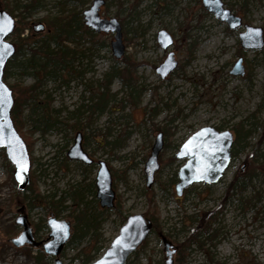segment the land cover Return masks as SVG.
<instances>
[{
	"label": "rangeland",
	"instance_id": "1",
	"mask_svg": "<svg viewBox=\"0 0 264 264\" xmlns=\"http://www.w3.org/2000/svg\"><path fill=\"white\" fill-rule=\"evenodd\" d=\"M28 1L1 0L0 7L14 15L20 10L10 9ZM105 1L101 17H115L123 26L126 52L122 58L113 55V33L86 32L82 12L93 0H42L44 6L28 18L33 24H48L51 18L80 13L81 42L64 43L76 51L75 58L56 79L43 73L38 77L25 74L14 65L21 57L17 60L14 56L6 67L4 80L10 87L42 81L36 89L37 101L48 106L53 119L67 125L60 124V130L47 133H30L31 122L23 127L31 142L34 184L45 197L38 198L34 206L23 201L24 194H30L27 189L31 183L24 191L18 188L14 171L9 170V161L0 149V264L54 263L55 257L42 248L28 244L16 246L12 242L24 229L16 223L19 215L27 216L34 238L40 241L50 233L47 225L50 215L71 221L73 234L79 236L81 226L77 218L86 214L95 221V231L76 238L61 254L63 264H82L81 258L90 250L98 257L105 252L129 216L144 214L151 218L153 208L148 199L152 195L159 212V227L129 257L127 264H164L160 233L179 247L175 255L178 264L180 244L191 235V228L197 226L191 227L187 216L218 210V220L213 225L215 245L207 244L205 248L209 251L192 245L185 264H212L209 253L214 264H264V171L259 169V175L251 177V162L259 160L257 165H261L264 161V48L243 49L239 33L245 28L230 29L227 23L208 12L201 0ZM223 1L243 18V24L264 28V0ZM18 20L16 17V23ZM161 29L175 39L167 50L157 42ZM33 33L35 39H42L47 31L36 32L31 28L22 37ZM9 40L17 46V33L13 32ZM51 47L54 49L55 45ZM169 51L175 53L178 67L162 79L156 67ZM126 56L140 63L132 71L141 92L138 104H134L130 89L124 85L131 76L123 62ZM239 58L244 60L245 76L230 73ZM115 66L121 75L107 84V76ZM104 92L110 93L113 100L102 112L95 104ZM80 108L82 113L76 117L73 112ZM24 113L27 117L29 112ZM239 122L250 132L246 140L234 145L233 153L235 149L238 152L233 154L223 178L210 185L195 183L179 197L175 190L179 179L175 176L185 160L173 157L183 142L209 125L235 132ZM77 123L78 128H73ZM79 132L85 136V150L96 161L105 160L111 168L116 192L114 208H102L96 185L91 186L95 184L98 165L88 166L67 156ZM160 132L165 135V144L159 157L160 170L149 189L154 194H150L145 163ZM235 179L238 189L231 188ZM77 191L82 193V198L75 200L73 193ZM50 201H58L60 206L52 208Z\"/></svg>",
	"mask_w": 264,
	"mask_h": 264
},
{
	"label": "water",
	"instance_id": "2",
	"mask_svg": "<svg viewBox=\"0 0 264 264\" xmlns=\"http://www.w3.org/2000/svg\"><path fill=\"white\" fill-rule=\"evenodd\" d=\"M105 0H93L91 6L83 11V19L89 29L97 33H113L111 41L113 55L120 59L124 56L126 48L123 42V27L120 21L113 18H103L100 15L101 6ZM205 9L214 14L222 22L228 24L231 29L243 26V18L235 14L225 6L223 0H202ZM1 6V1H0ZM6 22L7 27L0 31V84H3L9 93L7 104L0 106V149L5 150L6 157L14 166V176L20 190H25L31 182L30 170L32 167L30 153L27 143L15 127L12 118V109L15 98L12 88L5 82L4 74L8 62L16 53V45L8 37L14 32L16 26L15 17L7 10L0 7V23ZM245 30L239 33L242 48L246 50H262L264 48V28L244 24ZM36 32L45 30L44 23L34 25ZM159 46L167 50L174 44L173 35L165 29L157 33ZM178 67L175 53L169 51L165 60L156 67V72L162 79L168 77ZM232 75L244 76L246 67L243 58H239L230 70ZM234 145V134L230 129L219 130L214 126H204L195 131L186 139L175 154L179 160L185 159V163L178 171L179 181L175 188L178 196H183L184 191L195 183L207 184L217 183L226 173L232 162V147ZM164 148V133H158L153 144L151 155L145 163L146 186L152 188L155 184L156 173L160 169L159 157ZM23 152L28 162L26 172H21L13 159V155ZM67 155L69 159L84 162L87 165L94 163L83 147V135L78 133L74 143L69 148ZM99 167L95 179L97 198L103 208L115 206L116 192L113 188V174L105 160H99ZM16 223L24 227L22 233L13 238L16 246L29 244L33 247H42L48 255L55 256L53 264H63L61 254L70 240L73 227L72 222L51 215L47 220L50 233L44 240L34 238L30 222L26 215H19ZM153 228V221L144 214L129 216L122 225L119 234L112 240L110 246L97 260L87 264H126L130 255L136 251L147 239ZM165 248L164 264H175L174 255L178 246L165 235L160 234ZM120 241V243H117ZM124 245H129L125 247Z\"/></svg>",
	"mask_w": 264,
	"mask_h": 264
},
{
	"label": "trees",
	"instance_id": "3",
	"mask_svg": "<svg viewBox=\"0 0 264 264\" xmlns=\"http://www.w3.org/2000/svg\"><path fill=\"white\" fill-rule=\"evenodd\" d=\"M44 5L42 4V0H29L27 3H21L16 5V9L11 8L10 10H20L17 14H14L15 17H19L18 23H16L15 31L17 33V37L19 41L17 42V51L15 54L16 59L18 60L21 57V60L18 62H14V65H17L22 69V71L34 77H38L39 74L43 73L45 76H50L53 79H56L60 76V73L67 69L69 63L76 56V51L70 48L69 46L64 45L65 42L68 43H80L82 40L83 31L81 28L83 27V23L79 20V14H71L68 16H58L55 18H51L46 25L47 34L42 39H35L34 33L27 37H22L23 33L28 29L33 28V22H29L28 18H30L37 10L42 8ZM124 24V23H123ZM87 33L93 34V32L89 29L86 30ZM55 45L53 49L51 46ZM72 54V55H71ZM123 62H125L128 71L131 73V76L127 80L124 81V85L126 88L130 89L129 94L131 95L132 101L134 104H138L141 92L139 91V87L136 83L134 76L132 75V71L140 65L135 59L131 56H126L123 58ZM9 64V63H8ZM8 66V65H7ZM8 70H5V76L7 75ZM42 74V75H43ZM121 75V70L115 66L111 73L108 74L107 79L109 84L113 78L119 77ZM42 81H37L34 85H24L21 83H17L11 85V88L14 93L15 104L12 110V118L14 120L15 126L20 134L24 137L27 142L29 152H30V144L31 142L28 140L29 138L25 136L23 133V127L27 122H31L33 125L30 133H34L36 131H41L43 133L50 132L52 130H60L61 125H67L64 121H59L53 119L51 114V110L48 109V106L45 103L38 102L36 99V89L41 85ZM65 82V81H64ZM113 100V97L109 93H102L96 102L95 106L100 110L104 111L109 102ZM28 111V116H25V111ZM80 112V113H79ZM76 117H79L82 113V109H78L76 112H73ZM78 124L72 125L73 128H78ZM222 130V127H217ZM235 144L239 145V143L243 140H246L249 132L245 130L244 123H238L235 125ZM238 149L234 150V155L237 154ZM6 160L7 157L4 153ZM175 156L173 157V159ZM259 160H253L251 162L252 165V173L251 177L255 175H259L258 170L261 169L264 171V161L261 162V165L258 163ZM10 171H14V168L10 162L7 163ZM253 175V176H252ZM175 177H178L176 174ZM31 186L27 189L30 194H24L23 201L30 206H34L35 202H37L38 198L45 199V197L40 194L34 184L33 174L31 172ZM92 187L95 186L94 183L91 184ZM231 188H237V179L233 181L231 184ZM244 185L240 186V191H242ZM147 192H151L150 194H154L153 189L147 190ZM74 199H81L82 193L77 191L74 192ZM149 205L153 208V213L151 214V220L153 221V231L157 229L158 226V209L155 204L154 196H150L148 199ZM52 208H58L60 206V202L58 201H50L49 202ZM220 210L217 212H202L197 216H187L189 218V225L192 227L194 224L197 226L191 229V235L180 244V252H179V263L185 264L187 257L189 255V249L192 245L197 246L199 249L209 251L205 248L207 244H212L216 237V230L213 228V225L218 220V214ZM77 224L81 226L80 234L74 233L68 245L72 243L76 238L80 239L85 237L91 233V231H95L94 225L95 221H91L90 218L87 217L86 214L78 216ZM94 220V219H93ZM159 231V229L157 230ZM160 232V231H159ZM94 236V235H93ZM95 237V236H94ZM96 253H100V250L97 249ZM210 254V253H209ZM210 262L212 264L215 263L214 257L209 255ZM97 256H93L92 251L90 250L88 254L84 255L81 259L82 263H90L95 260Z\"/></svg>",
	"mask_w": 264,
	"mask_h": 264
},
{
	"label": "snow or ice",
	"instance_id": "4",
	"mask_svg": "<svg viewBox=\"0 0 264 264\" xmlns=\"http://www.w3.org/2000/svg\"><path fill=\"white\" fill-rule=\"evenodd\" d=\"M6 27H7L6 22L0 23V31H4ZM8 97H9L8 89L3 84H0V106L7 104ZM13 159L15 163L18 165V168L20 169L21 172L27 171L28 162L22 151L19 152L18 154L14 153ZM117 243H120V241H118ZM124 246L127 247L129 245H124Z\"/></svg>",
	"mask_w": 264,
	"mask_h": 264
},
{
	"label": "flooded vegetation",
	"instance_id": "5",
	"mask_svg": "<svg viewBox=\"0 0 264 264\" xmlns=\"http://www.w3.org/2000/svg\"><path fill=\"white\" fill-rule=\"evenodd\" d=\"M105 5V4H104ZM101 8H102V6H101ZM101 10V9H100ZM83 16V15H82ZM83 23H84V19H83ZM84 25H85V23H84ZM87 28H88V26H87ZM89 29V28H88ZM236 30V29H235ZM44 31H46V25H45V30ZM174 41H175V39H174ZM246 74H247V70H246ZM245 74V75H246ZM244 75V76H245ZM79 125V124H78ZM215 127V126H214ZM217 128V127H216ZM217 129H219V128H217ZM220 130V129H219ZM222 130H224V129H222ZM233 132V131H232ZM81 133V132H80ZM233 134H234V137L236 136V134H235V132H233ZM83 135V134H82ZM164 137H165V135H164ZM83 143L85 144V136H83ZM234 145H235V143H234ZM85 149V148H84ZM88 152V151H87ZM30 153V152H29ZM88 154L90 155V157H92L93 159H94V163L93 164H91V165H94V164H97L98 165V161H96V159H95V157H94V155H92V153H89L88 152ZM78 162H80V161H78ZM81 163H83V164H85L84 162H81ZM85 165H87V164H85ZM88 166H90V165H88ZM15 172V171H14ZM13 176H14V173H13ZM14 179H15V176H14ZM15 181H16V179H15ZM17 182V181H16ZM97 196V195H96ZM52 215H54V214H52ZM51 216V215H50ZM55 216V215H54ZM55 217H57V216H55ZM58 218V217H57ZM177 254V253H176ZM175 254V255H176ZM174 258H175V256H174Z\"/></svg>",
	"mask_w": 264,
	"mask_h": 264
}]
</instances>
